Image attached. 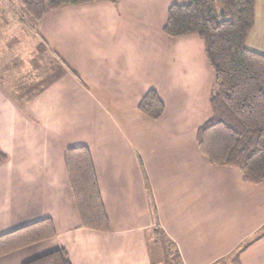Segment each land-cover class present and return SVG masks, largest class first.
I'll return each instance as SVG.
<instances>
[{"label":"crops","instance_id":"obj_1","mask_svg":"<svg viewBox=\"0 0 264 264\" xmlns=\"http://www.w3.org/2000/svg\"><path fill=\"white\" fill-rule=\"evenodd\" d=\"M189 0L67 5L32 21L0 0V235L50 219L55 236L8 255L65 249L71 264H152L160 229L182 264H264V184L200 153L214 74L195 34H164ZM245 47L264 55V0ZM154 91L152 120L138 103ZM88 149L108 231L80 226L65 151ZM154 211V214L152 213Z\"/></svg>","mask_w":264,"mask_h":264},{"label":"trees","instance_id":"obj_2","mask_svg":"<svg viewBox=\"0 0 264 264\" xmlns=\"http://www.w3.org/2000/svg\"><path fill=\"white\" fill-rule=\"evenodd\" d=\"M24 13L40 22L47 11L102 0H19ZM117 3L120 0H109ZM256 0H189L168 9L163 32L173 38L195 34L203 43L213 71L211 118L197 132L200 153L214 166L237 168L246 183L264 184V55L248 50L245 41L253 29ZM138 110L152 120L163 114L154 91L147 92ZM5 156L0 152V162ZM70 188L80 226L108 231L91 156L85 147L65 151ZM154 214V211L152 210ZM152 264H182L176 246L158 228L151 232ZM55 236L53 223L43 219L0 235V257ZM25 264H71L58 249Z\"/></svg>","mask_w":264,"mask_h":264},{"label":"rangeland","instance_id":"obj_3","mask_svg":"<svg viewBox=\"0 0 264 264\" xmlns=\"http://www.w3.org/2000/svg\"><path fill=\"white\" fill-rule=\"evenodd\" d=\"M44 1H46V0H44Z\"/></svg>","mask_w":264,"mask_h":264}]
</instances>
